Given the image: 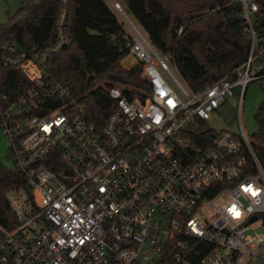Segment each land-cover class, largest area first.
<instances>
[{"label":"built area","instance_id":"obj_1","mask_svg":"<svg viewBox=\"0 0 264 264\" xmlns=\"http://www.w3.org/2000/svg\"><path fill=\"white\" fill-rule=\"evenodd\" d=\"M231 3L242 8L247 60L194 91L116 2L147 88L133 99L109 88L102 124L63 82L47 80L71 44L64 5L51 47L8 59L31 85L9 102L0 93V128L27 190L8 194L17 226L0 240V264H264V168L253 141L243 129L207 127L237 92L241 110L249 83L264 90L261 6Z\"/></svg>","mask_w":264,"mask_h":264},{"label":"trees","instance_id":"obj_2","mask_svg":"<svg viewBox=\"0 0 264 264\" xmlns=\"http://www.w3.org/2000/svg\"><path fill=\"white\" fill-rule=\"evenodd\" d=\"M67 1L64 5L62 0H23L17 13L0 24V93L9 102L20 91L30 89L22 71L7 61L51 47L64 5L71 44L52 58L47 80L63 82L74 97L86 104L92 120L102 124L111 112L109 88L122 86L133 99L134 89H145L147 84L139 64L130 69L121 66V61L129 56L130 38L105 0ZM121 1L154 46L175 60L194 91L234 76L247 60L250 40L240 17L242 8L231 0ZM257 1L261 6L259 26L264 32V0ZM173 26L177 30L183 28L180 37L177 31L173 36ZM84 62L89 64L87 75L81 71ZM103 81L106 84H99ZM1 120L0 111V123ZM256 120L260 130L254 135L253 149L264 168V110L259 111ZM203 136L212 142L215 133L209 131ZM249 160L253 166L252 157ZM21 189L27 190L25 176L0 163V240L6 231L17 226L8 194Z\"/></svg>","mask_w":264,"mask_h":264},{"label":"rangeland","instance_id":"obj_3","mask_svg":"<svg viewBox=\"0 0 264 264\" xmlns=\"http://www.w3.org/2000/svg\"><path fill=\"white\" fill-rule=\"evenodd\" d=\"M23 0H0V24H5L9 21L10 16H14L20 9ZM112 7L113 12L117 16L119 22L123 26L124 30L130 33V28L125 22L124 18L115 10L114 4L119 0H105ZM123 8L129 13L128 9L121 2ZM129 15H131L129 13ZM177 31V30H176ZM176 33V32H175ZM171 66V63L168 61ZM138 63L132 56H127L121 61V66L124 69H130L137 66ZM99 84H106L104 81ZM119 86V85H118ZM122 87V86H121ZM234 98L228 99L226 107L220 111V115L212 116L207 122V127L213 129L216 132L231 131L239 133L243 129L248 137L254 140V135L260 130L256 116L258 115L263 100L264 90L257 82H251L248 85L245 96L243 97V104L240 110V93ZM9 140L4 136L2 129L0 128V163L9 170H14V163L10 159ZM26 197V192H22V199ZM221 201H225L224 198Z\"/></svg>","mask_w":264,"mask_h":264},{"label":"water","instance_id":"obj_4","mask_svg":"<svg viewBox=\"0 0 264 264\" xmlns=\"http://www.w3.org/2000/svg\"><path fill=\"white\" fill-rule=\"evenodd\" d=\"M176 30H177V27H176V26H173V28H172V34H173V36L175 35ZM81 71H82V73H84L85 75H87V74L89 73V64H88L87 62H84V63L82 64V66H81ZM259 109H260V110H264V100H263L261 106L259 107ZM256 220H257V217H254V218L252 219V221H256Z\"/></svg>","mask_w":264,"mask_h":264},{"label":"crops","instance_id":"obj_5","mask_svg":"<svg viewBox=\"0 0 264 264\" xmlns=\"http://www.w3.org/2000/svg\"><path fill=\"white\" fill-rule=\"evenodd\" d=\"M105 2H106V1H105ZM121 2H122L121 0L118 1V3H120V4H121ZM122 3H123V2H122ZM106 4H107V5L109 6V8L112 10V7L110 6V4L107 3V2H106ZM123 4H124V3H123ZM112 11H113V10H112Z\"/></svg>","mask_w":264,"mask_h":264}]
</instances>
